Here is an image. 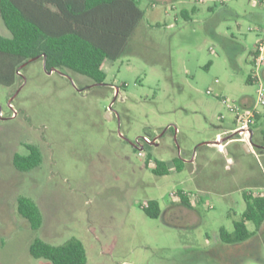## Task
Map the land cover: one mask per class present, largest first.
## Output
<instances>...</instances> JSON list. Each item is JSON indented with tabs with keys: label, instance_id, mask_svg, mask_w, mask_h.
I'll return each mask as SVG.
<instances>
[{
	"label": "rangeland",
	"instance_id": "374dc122",
	"mask_svg": "<svg viewBox=\"0 0 264 264\" xmlns=\"http://www.w3.org/2000/svg\"><path fill=\"white\" fill-rule=\"evenodd\" d=\"M135 2L142 16L122 53L104 63V81L65 68L48 73L39 57L13 83H0V264H52L30 254L37 237L51 244L77 237L86 264H264V241L255 247L251 237L232 255L219 238L245 209L242 191L264 171V155L243 153L229 170L206 164L202 156L221 154L200 145L221 126L235 127L223 97L243 108L249 99L253 108L264 88V73L260 82L248 80L254 46L264 38L252 16L264 14V0ZM193 5L195 14L184 19L180 9ZM0 31L10 36L1 18ZM255 111L261 115L251 143L264 146V104ZM143 136L157 144L134 147ZM28 144L39 147L42 161L21 172L12 157L26 154ZM193 152L197 165L186 161ZM174 159L181 170L154 172L157 161L175 166ZM195 182L207 197L193 216L184 205L167 219L144 213L149 199L165 210L170 191ZM21 195L41 211L36 230L17 211Z\"/></svg>",
	"mask_w": 264,
	"mask_h": 264
},
{
	"label": "trees",
	"instance_id": "16d2710c",
	"mask_svg": "<svg viewBox=\"0 0 264 264\" xmlns=\"http://www.w3.org/2000/svg\"><path fill=\"white\" fill-rule=\"evenodd\" d=\"M181 14L188 19L186 12ZM141 16L135 0H0V18L10 32L6 36L0 31V83H13L21 65L37 56L45 58L47 70L65 68L100 83L105 79L103 63L122 53ZM26 147V154L15 153L12 157V164L21 172L38 167L42 161L37 145ZM174 162L176 170H181L182 164H177L175 159ZM153 170L159 175L169 172L164 161H157ZM243 198L245 209L234 220L233 230L220 228L223 243L245 242L264 223V196L244 194ZM180 203L190 205L185 198ZM147 204L142 208L148 217L161 215L157 200L150 199ZM17 211L31 229L41 226V211L30 197L17 198ZM249 222L255 230L248 229ZM29 252L34 258L52 264L87 262L85 247L77 237H70L62 244H51L37 237Z\"/></svg>",
	"mask_w": 264,
	"mask_h": 264
},
{
	"label": "crops",
	"instance_id": "0c3cea01",
	"mask_svg": "<svg viewBox=\"0 0 264 264\" xmlns=\"http://www.w3.org/2000/svg\"><path fill=\"white\" fill-rule=\"evenodd\" d=\"M196 10H197L196 7L193 5L190 9H187V8L180 9V14L183 11L186 12L187 18H188L187 20H189L193 17ZM181 16H182V14H181ZM252 17L254 18L255 22L257 23V25L259 27H264V14L258 13V14L253 15ZM104 63H103V65H104ZM102 68H103V66H102ZM261 73L262 74L264 73V68L262 69ZM243 106L245 107L244 108L245 110L250 109L251 101L249 99L244 100ZM260 115H261V112L256 114L255 122H256V119L258 117H260ZM255 122H254V124H255ZM234 123H235V120H234ZM175 130H177V128H175ZM232 130H233L232 126L223 125L220 128L216 129L215 134L212 138H214L213 140H215V139L226 137L232 133ZM252 135H253V132H252ZM252 138H253V136H252ZM252 138H251V140H252ZM209 141H212V140H209ZM209 141H205V142L201 143L200 145H206V147H216L218 153H220L221 155H219V157H218L219 160H217L213 156H202L204 159V162L206 164L209 162H219L220 161V163H222L225 168H227L229 170H233V169H235L236 163H238L240 161V159L242 158L243 153H247L242 148L243 143L238 141V140H235V139H228L219 145L209 144L208 143ZM239 143H241V145ZM248 153L254 155V157H259L261 155H264V146L252 144V146L250 147V151ZM186 161L194 163V164L198 163L195 160V152H193L191 158L187 159ZM195 165H197V164H195ZM167 166L169 168V171L176 170L175 166H173V165L167 164ZM247 188H248V191H242L243 195L249 194V195L254 196L258 193H263L264 192V171L258 175V178L254 179V177H253L252 181L250 183H248ZM187 190L193 191V192H198L200 194L199 200L196 203H193V204L189 203L190 204L189 206L180 207V209H182V211H186L188 213V216H193L194 215V208L206 200L207 189L205 188L203 182H195L193 189H187ZM181 205L182 204L180 202H172V203L167 202V206H166L165 210H161V212H162L161 215L167 219L166 215L170 214L173 211L174 207L181 206ZM184 209H186V210H184ZM171 221L173 222L174 220H171ZM249 230H251V229H249ZM254 230H255V228H254ZM251 231H253V230H251ZM257 232H259L260 234L264 233V223L259 227V229L254 231V235ZM251 237H253V238L255 237V247H258V244H259V243H257L258 241H260V242L264 241V236H251ZM248 240H246L245 242H242V243H247ZM242 243L230 244L231 248H229V246H227V245L221 246V247H223L222 250L225 251L226 253L228 252L232 255H238L239 253H241V251H243V249L246 247V245H248V244H242ZM242 245H244V246H242Z\"/></svg>",
	"mask_w": 264,
	"mask_h": 264
},
{
	"label": "built area",
	"instance_id": "2783aa9c",
	"mask_svg": "<svg viewBox=\"0 0 264 264\" xmlns=\"http://www.w3.org/2000/svg\"><path fill=\"white\" fill-rule=\"evenodd\" d=\"M252 65H253V70H252V74L250 75V79L260 82L261 71L264 68V38L259 39L254 46V50L252 54ZM222 101L229 108V110L233 112L235 115V127L232 130V132H235V135L233 136L232 139L238 140L242 143H247L249 147H251L252 146L251 125L254 124L255 116L258 113L257 111H255V105L264 104V88L262 84H259V87L257 88V101L256 103H254L253 108L245 110L238 103L229 101L224 97L222 98ZM142 138L148 144L151 141V139L148 136H143ZM137 140L135 141L138 145H143V143H138ZM258 194L264 196V192ZM199 195L200 194L198 192L189 191L185 188H177L168 193L166 200L167 202L172 203V202H180L182 198H185L188 201V203L193 204L199 200ZM147 205L148 204L146 202L144 206ZM209 207L212 208V205H209Z\"/></svg>",
	"mask_w": 264,
	"mask_h": 264
},
{
	"label": "water",
	"instance_id": "95a60500",
	"mask_svg": "<svg viewBox=\"0 0 264 264\" xmlns=\"http://www.w3.org/2000/svg\"><path fill=\"white\" fill-rule=\"evenodd\" d=\"M39 57H40V56H37V57H34V58H30V59L27 60L25 63H23V65H25L26 63H28V62H30V61H32V60H35V59H37V58H39ZM23 65H21V67H22ZM43 66H44L45 70H46L48 73H51V72H53V71L61 72L60 68H57V67H52V68H50V69L47 70L46 67H45V58H43ZM8 103H9V105H11V100H10ZM12 108H13V107H12ZM14 112L16 113L15 110H14ZM175 131H176V130H175ZM234 135H235V132H232L230 135H228V136H226V137L219 138V139H215V140L209 141L208 143H209V144H213V145H219V144H222L224 141H226V140H228V139H232ZM137 139H138V137H137L135 140H137ZM156 141H157V137H154L153 139H151V141L149 142V144H157ZM133 145H134V147L139 148L140 150L143 149V145H138V144L136 143V141L133 143ZM242 148H243V150H244L245 152H247V153L250 151V147H249V145H248L247 143H243V144H242ZM192 159H193V158H192Z\"/></svg>",
	"mask_w": 264,
	"mask_h": 264
},
{
	"label": "flooded vegetation",
	"instance_id": "af4514ba",
	"mask_svg": "<svg viewBox=\"0 0 264 264\" xmlns=\"http://www.w3.org/2000/svg\"><path fill=\"white\" fill-rule=\"evenodd\" d=\"M97 83H99V82H97ZM137 142H138V143H143V145H144V144H148V143H146V142L143 140L142 137L139 138V139L137 140Z\"/></svg>",
	"mask_w": 264,
	"mask_h": 264
}]
</instances>
